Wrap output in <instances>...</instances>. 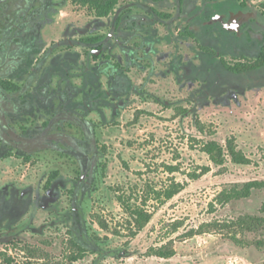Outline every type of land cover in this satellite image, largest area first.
Masks as SVG:
<instances>
[{"label":"rangeland","instance_id":"1","mask_svg":"<svg viewBox=\"0 0 264 264\" xmlns=\"http://www.w3.org/2000/svg\"><path fill=\"white\" fill-rule=\"evenodd\" d=\"M193 1L203 11L213 4V0ZM234 1L264 22V0ZM152 8L169 10L166 5L153 4L150 0H125L111 16L97 18L86 8L72 6L66 0H53V6L45 10L36 23L30 24L22 39L29 50L35 52L61 38L79 42L104 37L114 19L139 14L151 18L149 29L140 30L144 36L154 38L152 29L156 28L158 41L164 36L166 40L171 39L176 29H168L166 19L155 18ZM209 11L213 12L214 8L210 7ZM137 26L135 22L125 29L124 50H132ZM189 33L192 34L190 30ZM191 36L193 40L188 39L187 55L190 64L197 66V74L203 72L199 77H190L188 84L181 86L176 84V75L165 71L161 63L155 64L157 72L148 73L149 60L136 65L134 56L135 60L130 59L126 70L133 90L120 100H113L115 104L100 106L103 117L98 112L87 117L94 123L92 149L79 126L61 124V130L74 136L76 143L86 150L90 165L95 163L93 167L81 171L74 149L64 142L56 145L61 149L58 152L45 148L29 154L18 150L6 154L7 148L0 150V200L6 207L2 208L3 213L0 205V251L9 242L17 241L48 255L45 261L30 259L31 263L69 264L64 254L68 240L74 238L88 252L73 264H264V249H240L219 235L177 239L205 222L257 215L264 202V190H261L248 199L211 207L224 188L251 181L264 182V67L232 75L222 64H217L209 71L208 63L202 64L196 56L197 36ZM164 43L159 45L164 48ZM63 48L73 54L72 72L78 75L73 76L72 82L81 86L86 82L84 69L91 68L89 51L77 43L71 47L63 45L56 51ZM234 49L236 58L224 56L221 60L232 66L239 61L255 60L242 55L239 48ZM167 50L171 51L169 47ZM134 53L136 55V50ZM140 82L143 90L138 91L136 86ZM88 85L87 81L89 90ZM196 119L215 129L213 138L221 145L226 138L234 137L251 164L228 163L226 171L219 172L198 149H191L195 145L187 141V137L202 138L194 127ZM174 154L180 156L184 167L208 165L211 172L195 181L187 180L186 188L160 207L148 226L133 239L124 237V233L119 236L107 233L92 223L90 215L101 214L111 228L121 231L117 225L122 222L120 208L110 189L118 184H134L137 181L134 174L143 169V163H171ZM53 171H58L59 176L45 190V182ZM153 175L155 181L167 177L161 171ZM176 178L186 180L180 175ZM172 224L178 226L175 233L171 232ZM169 239L177 240L173 258L165 260L146 255L151 246L164 244ZM12 254L20 263L27 260L22 253Z\"/></svg>","mask_w":264,"mask_h":264},{"label":"flooded vegetation","instance_id":"2","mask_svg":"<svg viewBox=\"0 0 264 264\" xmlns=\"http://www.w3.org/2000/svg\"><path fill=\"white\" fill-rule=\"evenodd\" d=\"M152 3L169 8L167 11L152 8L155 18L166 19L168 29H176L169 40L164 36L158 41L156 28L152 29L154 38L144 36L140 30L149 29L151 18L139 14L114 19L104 37L79 42L61 38L50 42L46 49L41 47L31 52L22 34L53 6V0H0V150L7 148L6 154L11 150L29 154L45 148L58 152L61 149L56 145L64 142L74 149L80 170L85 171L91 166L86 150L76 143L74 136L61 130V124L79 126L92 149L94 123L87 117L93 112L103 117L100 106L115 104L113 100H120L133 90L126 70L130 59L135 60L134 56L136 65L144 59L149 60L148 73L157 72L155 64L161 63L165 71L176 75V84L184 86L190 77H199L203 73L198 75L197 66L190 64L188 59V39L193 40L189 30L197 36L194 41L196 56L202 64L208 63L209 71L222 64L224 56L236 58V47L242 55L254 58L264 49V22L234 0H213L205 11L193 0ZM210 7L214 8L213 12L209 11ZM135 22L138 25L134 33L136 42L132 44V50H124L125 29L134 26ZM160 42L168 43L171 51L166 45L162 48ZM75 43L88 49L91 63V66L88 63L90 69H84L86 82L81 86L72 82L73 76L78 74L72 72L71 51L67 48L56 51L63 45L71 47ZM137 85L138 91L143 90L141 82ZM94 164L93 161L91 167ZM2 201L1 211L5 213L2 210L6 209L5 202Z\"/></svg>","mask_w":264,"mask_h":264},{"label":"trees","instance_id":"3","mask_svg":"<svg viewBox=\"0 0 264 264\" xmlns=\"http://www.w3.org/2000/svg\"><path fill=\"white\" fill-rule=\"evenodd\" d=\"M73 6L86 8L97 18H107L112 15L116 7L125 0H66ZM138 1V0H129ZM160 2L162 0H150ZM190 37L192 34H190ZM222 65L228 72L242 73L250 72L261 68L264 65V49L260 55L252 62H238L235 65H229L222 61ZM194 127L201 139L187 137V141L195 146L191 149H198L199 152L207 157L209 163L222 173L226 171L228 163L236 166H247L251 160L247 155L238 148L234 137L226 138L224 145L214 140L216 135L215 129L196 119ZM196 147V148H195ZM28 158L26 159V161ZM171 163H161L150 165L143 163V169L135 172L136 182L134 184H118L110 189L113 197L120 208L122 222H117L118 228H111L109 221L103 218L101 214H91L90 219L94 225L101 230L113 234L122 235L128 239L135 238L151 222L154 214L165 203L172 200L181 193L188 185L187 180L195 181L211 172L208 165H194L184 167L180 162V156L174 154ZM154 165V166H153ZM159 171L167 175L166 179H158L155 176ZM151 175V176H150ZM180 175L186 180L178 181L176 176ZM59 172L53 171L47 178L44 189L48 190L53 182L58 178ZM153 177V178H152ZM264 190L263 181H251L241 185H232L224 188L214 199V205L224 207L232 201L248 199L256 191ZM257 215H239L224 220H212L200 224L196 229H191L177 237L178 241H185L196 236L219 235L227 239L232 245L240 249L255 248L264 249V202L261 204ZM113 218V217H112ZM172 233L178 231V226L172 224ZM177 240L169 239L167 242L151 246L146 255L159 259H171L176 255L174 243ZM88 250L77 239L70 238L66 252L65 261L69 264L82 260ZM18 254L24 256V263H20L13 256ZM48 255L39 249L31 248L28 244L11 241L0 251V264H34L31 260H44ZM31 259V260H30ZM41 264H47L42 262Z\"/></svg>","mask_w":264,"mask_h":264},{"label":"water","instance_id":"4","mask_svg":"<svg viewBox=\"0 0 264 264\" xmlns=\"http://www.w3.org/2000/svg\"><path fill=\"white\" fill-rule=\"evenodd\" d=\"M74 211V210H73Z\"/></svg>","mask_w":264,"mask_h":264}]
</instances>
